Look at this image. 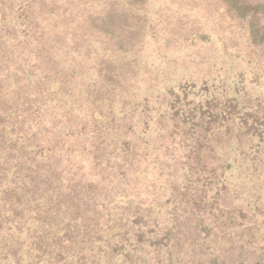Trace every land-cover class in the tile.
<instances>
[{
  "label": "trees",
  "instance_id": "1",
  "mask_svg": "<svg viewBox=\"0 0 264 264\" xmlns=\"http://www.w3.org/2000/svg\"><path fill=\"white\" fill-rule=\"evenodd\" d=\"M4 26L0 94L14 84L26 97L0 102V264H264V51L255 42L238 50L225 39L214 46L225 62L194 72L205 54L197 49L187 75L172 73L178 93L168 89L157 107L159 93L108 102L109 83L79 62L77 33L20 43ZM61 53L75 57L70 70ZM53 78L63 79L56 93ZM53 110L65 123L59 137Z\"/></svg>",
  "mask_w": 264,
  "mask_h": 264
},
{
  "label": "rangeland",
  "instance_id": "2",
  "mask_svg": "<svg viewBox=\"0 0 264 264\" xmlns=\"http://www.w3.org/2000/svg\"><path fill=\"white\" fill-rule=\"evenodd\" d=\"M54 1L60 6H55ZM64 1L26 4L25 0H0L3 6L0 8V27L5 25L2 31H8L16 38L19 33L20 43L25 37L32 36L38 39L47 37L54 43L77 33L79 43L82 39L81 52H85L78 56L79 62L87 70L92 67L102 82L109 83V90L102 93L108 97V102L114 97L122 99L121 93L125 95L123 98L159 93L154 96L157 107L168 104L170 95L180 90H174L173 71H177L178 76L187 75L186 61L192 54L193 58L199 55V52L194 54L197 49L205 54L193 64L194 72L217 60L225 62V53L221 55L214 47L223 49L225 39H238L234 43L238 50L252 41L256 43L257 51H264V0H77L78 5L74 2L71 5L70 0ZM84 6L88 8L82 12ZM79 11L82 13L75 16ZM10 39L7 36L5 41L9 43ZM6 47V44L0 47V57ZM61 55H57V60L68 65L70 70L75 57L67 53ZM5 69L0 67V76ZM55 69L60 70L59 64ZM54 81L63 82V79H52L49 83L52 93L63 86ZM13 87L16 86L11 84L13 91L4 97L0 94V102L5 100L6 108L13 103L15 106L22 104L26 97ZM131 88L133 93L128 90ZM149 89L152 93L148 92ZM55 95H51L50 105L58 99ZM28 109L27 105L18 110ZM55 111L50 112L48 121L54 135L59 137L66 133L62 127L65 123L63 118L55 117ZM0 113L5 112L1 110Z\"/></svg>",
  "mask_w": 264,
  "mask_h": 264
}]
</instances>
